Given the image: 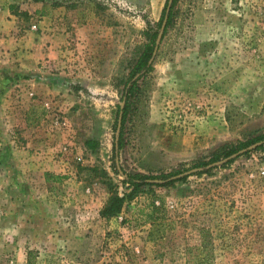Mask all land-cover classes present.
Returning a JSON list of instances; mask_svg holds the SVG:
<instances>
[{
  "label": "rangeland",
  "instance_id": "obj_1",
  "mask_svg": "<svg viewBox=\"0 0 264 264\" xmlns=\"http://www.w3.org/2000/svg\"><path fill=\"white\" fill-rule=\"evenodd\" d=\"M51 1L54 24L82 29L70 50L82 77H67L73 98L55 112L52 140L35 134L36 142L57 148L58 168L45 173L48 186L41 178L51 192L32 198L29 228L0 195V264H264V144L209 174L146 187L135 198L126 197L124 185V173L159 176L180 165L190 171L264 135V0H176L116 158L123 86L168 0ZM49 116L39 107L28 124L41 122L49 131ZM22 123L9 131L0 115V190L19 191L18 212L24 162L53 156L26 148L35 135ZM76 180L79 191L95 196L90 208L88 192L73 194ZM114 195L125 198L123 206L104 218ZM39 197L41 216L34 212Z\"/></svg>",
  "mask_w": 264,
  "mask_h": 264
},
{
  "label": "crops",
  "instance_id": "obj_2",
  "mask_svg": "<svg viewBox=\"0 0 264 264\" xmlns=\"http://www.w3.org/2000/svg\"><path fill=\"white\" fill-rule=\"evenodd\" d=\"M54 13L56 11L52 9L51 0H0V115L5 117V124H9V131L14 132L16 126L25 122L22 126L25 130H32L29 132L30 135H42L47 132L46 137L49 138L56 129L53 116L66 108L65 106L68 107L69 101L73 98L72 93L74 92L69 85L72 82L68 81L67 77L75 79L82 77L81 72L73 71L79 70V66L75 65L80 63L77 62L78 60L70 59L72 56L70 50L77 42L75 37L80 35L82 29H73L71 22L54 24L51 18ZM72 19L74 22L77 21L75 18ZM34 26L36 28H33ZM39 107L42 109L45 107L52 112V116H49L51 119L49 131L44 129L45 125L41 122L28 124L30 112L35 113ZM20 116H24L25 120H19ZM41 135L28 139L26 148L34 147L33 149H40L42 153L53 155L57 149L53 144L50 145L45 140L46 143L35 141V139H41ZM49 140L52 139L49 138ZM56 162L54 155L40 157L38 161L31 158L28 162H24L27 172L23 177L21 212H18L17 208L19 191L11 189L8 194L0 190V195L8 196V212L15 210L16 217L21 214L24 229L29 228L35 219L33 217L31 220L32 198L39 194L43 196L44 193L49 196L48 192H51L50 189L42 187L41 178L48 186L45 173L56 171L58 168L55 166ZM54 175L56 176L55 181L64 180L60 172ZM37 181L39 187H36ZM75 183L78 191L75 189L76 192L70 191H73L75 196H80L79 187L83 185L82 180H76ZM81 193L82 195L89 194L86 195V201L89 203L84 206L90 208L95 196L91 195V190ZM76 200L78 201L79 198ZM77 201L74 207L81 208L82 202L80 206ZM43 203L44 201L39 197L37 204L39 210L35 208L34 212H38L40 216V213H43ZM98 205L101 210L104 204L99 202ZM48 218L40 220V226L43 223L48 225L50 222Z\"/></svg>",
  "mask_w": 264,
  "mask_h": 264
},
{
  "label": "trees",
  "instance_id": "obj_3",
  "mask_svg": "<svg viewBox=\"0 0 264 264\" xmlns=\"http://www.w3.org/2000/svg\"><path fill=\"white\" fill-rule=\"evenodd\" d=\"M176 0H173V3H169L167 1L165 8L163 10L161 19L158 23L157 29L150 28V33L148 34V41L141 47V51L139 56L134 60L133 65L131 66L126 81L123 86V95H122V103L123 107H119V114L121 115V124L122 130L120 131L119 136H116L118 139L114 144V157L118 156L119 150L123 147V128L125 126L127 117L131 112L132 107L135 106V102H139V97L142 95V87L143 81L150 75L153 71V62L152 59L154 57V51L156 47V41L160 34V29L162 24L166 20V29L164 35L167 33V30L172 25L174 18V4ZM169 9V10H168ZM264 140V135H260L252 140H248L247 142L240 143L237 147H232L231 149L224 150L220 154H215L211 160L199 161L195 163L193 168H201L202 172L200 174H209L212 168H209L211 163L218 162L221 158H228L231 155L237 153L240 149H246L248 146L261 142ZM88 146L90 145L92 148L95 147V143L92 141L87 142ZM248 154V153H247ZM233 160H230V163ZM188 170L184 168L183 165L168 174H161L159 176H147L140 174H126L124 173L125 180L124 185L127 186V189L130 190L129 194L126 196L128 198H135L138 194H140L146 187L150 186H172L177 182L183 181L187 179V177L177 178L179 175L187 172ZM154 181H158L155 183ZM125 201V198H120L119 196L114 195L106 205V207L102 211V217L110 218L117 215Z\"/></svg>",
  "mask_w": 264,
  "mask_h": 264
},
{
  "label": "water",
  "instance_id": "obj_4",
  "mask_svg": "<svg viewBox=\"0 0 264 264\" xmlns=\"http://www.w3.org/2000/svg\"><path fill=\"white\" fill-rule=\"evenodd\" d=\"M172 1H173V0H170V1H169L170 5H171ZM168 10H169V9H168ZM166 23H167V22H166V20H165L164 23L162 24L161 29H160V34H159L158 39H157V41H156V47H155V51H154V57H153V59H152L151 62H153V60H154V58H155V56H156V54H157V52H158L159 46H160V44H161V41H162V39H163V34H164V32H165V29H166ZM123 105H124V104L122 103L121 107H123ZM121 120H122V118H121V115H120L119 123H118L117 136H119V134H120ZM117 141H118V139H116V142H117ZM263 144H264V141H262V142H258V143H255L254 145H252V146H250V147H248V148H246V149H243V150L239 151L238 153L233 154L232 156H230V157H228V158H226V159H224V160H222V161H220V162H216V163L211 164V165L209 166V168L216 167V166H221V165L225 164L226 162H228V161H230V160L236 158L237 156L242 155V154H245L246 152H248V151H250V150L256 149V148H258L259 146H261V145H263ZM198 172H202V169H201V168H195V169H192V170H190V171H188V172H185V173L179 175L177 178H183V177H185V176H188V175L193 174V173H198ZM154 182H155V183H158V181H154Z\"/></svg>",
  "mask_w": 264,
  "mask_h": 264
},
{
  "label": "built area",
  "instance_id": "obj_5",
  "mask_svg": "<svg viewBox=\"0 0 264 264\" xmlns=\"http://www.w3.org/2000/svg\"><path fill=\"white\" fill-rule=\"evenodd\" d=\"M33 28H36L35 26Z\"/></svg>",
  "mask_w": 264,
  "mask_h": 264
}]
</instances>
